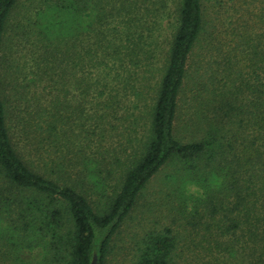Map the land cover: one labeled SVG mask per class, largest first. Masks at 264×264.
Instances as JSON below:
<instances>
[{"label":"trees","instance_id":"obj_1","mask_svg":"<svg viewBox=\"0 0 264 264\" xmlns=\"http://www.w3.org/2000/svg\"><path fill=\"white\" fill-rule=\"evenodd\" d=\"M217 1L0 0V264H109L168 164L129 264H264V0Z\"/></svg>","mask_w":264,"mask_h":264},{"label":"rangeland","instance_id":"obj_2","mask_svg":"<svg viewBox=\"0 0 264 264\" xmlns=\"http://www.w3.org/2000/svg\"><path fill=\"white\" fill-rule=\"evenodd\" d=\"M222 2L228 3V0H223ZM236 3L239 2L236 0ZM221 3L217 0H207V15L208 17H212L215 15L216 9H220ZM128 126V135H123L125 132V128ZM134 123L125 122V125L120 126L119 131L115 132L110 139V150H105L107 152L117 151L123 157V147L122 144L128 143V140H132L130 147L126 150V153L132 152L134 148H137V139H141L142 134H136L133 130ZM116 149V150H115ZM177 166L172 164H168L165 166L148 184L146 189L143 191V194L139 197L135 207L131 211L128 218L125 220L121 229L115 236V239L112 243V249L110 255L108 257L109 264H129L134 255L135 244L138 239L144 235L147 231L151 230H163L164 226L168 223L167 217V207L166 202L171 200L172 198L167 197V193H171V189L168 187L170 182V176L172 173H175L177 170ZM180 166V165H179ZM178 166V167H179ZM183 172V171H182ZM180 171V173H182ZM188 194L190 192H194L195 187H189ZM202 192V191H201ZM201 192H194L193 197H196L197 194ZM165 196V197H163ZM94 200H98L99 198H94ZM96 204L97 202L94 201ZM190 203H193L190 202ZM200 248V247H198ZM194 249V248H192ZM192 261L188 262V264H223L222 260L220 263H217L212 257L207 256L204 253H199L194 256L192 253ZM194 256V257H193ZM34 255L32 256V258ZM34 261L36 257H34ZM183 262V261H182Z\"/></svg>","mask_w":264,"mask_h":264},{"label":"water","instance_id":"obj_3","mask_svg":"<svg viewBox=\"0 0 264 264\" xmlns=\"http://www.w3.org/2000/svg\"><path fill=\"white\" fill-rule=\"evenodd\" d=\"M93 264H95V262Z\"/></svg>","mask_w":264,"mask_h":264}]
</instances>
